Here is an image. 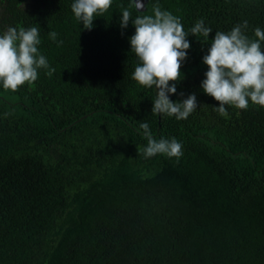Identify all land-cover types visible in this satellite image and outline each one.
Wrapping results in <instances>:
<instances>
[{
  "label": "trees",
  "instance_id": "obj_1",
  "mask_svg": "<svg viewBox=\"0 0 264 264\" xmlns=\"http://www.w3.org/2000/svg\"><path fill=\"white\" fill-rule=\"evenodd\" d=\"M73 2L0 0V33L38 27L55 69L15 92L0 84V264H264V107L221 116L201 88L215 32L247 21L255 38L264 0H147L143 11L113 0L91 30ZM155 3L185 31L200 19L213 30L188 37L169 97L196 95L184 120L152 113L155 88L132 79L135 28H121L122 9L134 19ZM141 123L183 155L146 158Z\"/></svg>",
  "mask_w": 264,
  "mask_h": 264
},
{
  "label": "clouds",
  "instance_id": "obj_2",
  "mask_svg": "<svg viewBox=\"0 0 264 264\" xmlns=\"http://www.w3.org/2000/svg\"><path fill=\"white\" fill-rule=\"evenodd\" d=\"M112 3L113 0H74L71 11L84 29L91 30L95 17L103 16ZM131 4L138 5L140 10L144 8L143 0H131ZM130 21L135 28L130 37L131 52L138 59L132 79L143 87L155 88L152 113L187 119L198 108L196 95L177 102L169 97L177 93V83L183 78L181 67L190 49L189 35L207 41L212 28L200 19L190 31H185L181 19L162 10L159 3L153 4L152 14L137 15L134 19L129 8L122 9L121 28H127ZM247 27L248 22L244 21L228 32L216 31L203 57L208 70L201 88L219 102L214 108L221 116L228 115L226 106L246 110L251 102L264 107V30L256 27L255 38H250L246 35ZM57 35L54 31L49 33L59 46L63 41H57ZM40 44V31L35 26H9L0 33V84L4 89L15 92L26 83L35 82L41 69L47 70L49 77L53 75L55 69L40 52ZM139 128L147 140L143 148L146 158L165 154L179 159L183 155L182 144L176 138H155L148 123H141Z\"/></svg>",
  "mask_w": 264,
  "mask_h": 264
},
{
  "label": "water",
  "instance_id": "obj_3",
  "mask_svg": "<svg viewBox=\"0 0 264 264\" xmlns=\"http://www.w3.org/2000/svg\"><path fill=\"white\" fill-rule=\"evenodd\" d=\"M146 2H147V0H143L144 8H143L142 10L139 9V6H138V5L135 6L136 9L139 10V11H143V10H145V4H146Z\"/></svg>",
  "mask_w": 264,
  "mask_h": 264
}]
</instances>
